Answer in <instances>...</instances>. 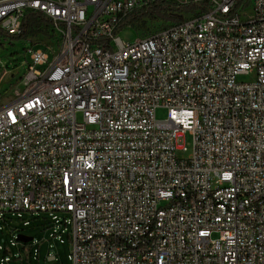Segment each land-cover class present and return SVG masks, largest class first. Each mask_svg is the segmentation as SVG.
Returning a JSON list of instances; mask_svg holds the SVG:
<instances>
[{
  "label": "built area",
  "instance_id": "2783aa9c",
  "mask_svg": "<svg viewBox=\"0 0 264 264\" xmlns=\"http://www.w3.org/2000/svg\"><path fill=\"white\" fill-rule=\"evenodd\" d=\"M161 1L0 0V32L57 40L0 107V221L71 226L73 264H264V0H172L196 10L125 43Z\"/></svg>",
  "mask_w": 264,
  "mask_h": 264
},
{
  "label": "rangeland",
  "instance_id": "374dc122",
  "mask_svg": "<svg viewBox=\"0 0 264 264\" xmlns=\"http://www.w3.org/2000/svg\"><path fill=\"white\" fill-rule=\"evenodd\" d=\"M174 18L183 20L189 14L178 11L171 12ZM174 23L161 18L150 19L145 24H140L134 29L129 27L120 33L122 40L134 42L138 38L148 37L159 32ZM52 29L42 30L36 36H30L27 40L10 37L0 32V107L12 101L18 96L20 82L29 71L31 65L30 51L42 49L50 56L52 62V52L49 47H54L56 39ZM48 67L35 66L37 70L44 71ZM248 77H241L240 81H247ZM167 110L161 108L157 111L158 120L167 119ZM180 144L188 147V152H178V156L188 158L192 151L193 137L186 134L181 138ZM59 220L63 217L60 215ZM30 222V226L25 227L24 223ZM54 223L49 214L31 215L24 214L20 219L16 215L6 214L0 221V246L2 251L0 259L8 258L6 264H73L70 259L71 243L68 234L71 226L63 235V241L53 240ZM22 234L33 238L28 244L17 241V237Z\"/></svg>",
  "mask_w": 264,
  "mask_h": 264
},
{
  "label": "trees",
  "instance_id": "16d2710c",
  "mask_svg": "<svg viewBox=\"0 0 264 264\" xmlns=\"http://www.w3.org/2000/svg\"><path fill=\"white\" fill-rule=\"evenodd\" d=\"M175 10L186 14L194 12L196 10V7H179L172 0H164L155 3L148 9L134 13L127 21V25L128 27H132V29H134L140 24H145L146 21L150 19L157 18H161L174 24L180 23L182 20L174 18L171 15V12ZM49 28L51 29V24L46 19V17H44L42 14L29 13L24 18L22 32L19 36H17V38L27 40L30 36H36L40 34L42 30H48Z\"/></svg>",
  "mask_w": 264,
  "mask_h": 264
},
{
  "label": "water",
  "instance_id": "95a60500",
  "mask_svg": "<svg viewBox=\"0 0 264 264\" xmlns=\"http://www.w3.org/2000/svg\"><path fill=\"white\" fill-rule=\"evenodd\" d=\"M17 241H18V242H21V243H23V244H28V243H30V242L33 241V238H31V237H27V236H25V235L20 234V235L17 237Z\"/></svg>",
  "mask_w": 264,
  "mask_h": 264
}]
</instances>
